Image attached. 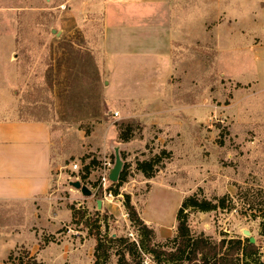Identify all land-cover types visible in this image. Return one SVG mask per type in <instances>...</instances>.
Returning <instances> with one entry per match:
<instances>
[{
  "label": "rangeland",
  "instance_id": "1",
  "mask_svg": "<svg viewBox=\"0 0 264 264\" xmlns=\"http://www.w3.org/2000/svg\"><path fill=\"white\" fill-rule=\"evenodd\" d=\"M120 1L0 0V49L10 52H0V75L11 83L18 117L50 126L52 206L65 214L72 208L79 211L73 220L62 221L57 233H44L47 244L36 248L44 251L37 252L42 258L37 261L93 264L96 234L145 245L150 237L130 221L125 196L154 231L151 244H165L176 235L181 203L197 194L212 202L228 196L227 208L189 213L191 234L214 242L253 238L264 263L261 216L236 197L237 187L251 189L254 196L257 190L264 192V27L260 36L253 34L264 20V0H172L175 23L187 43L178 44L185 49L183 54L177 49L180 68L171 72L162 94L149 81V55H130L125 78L122 71L112 77L105 67L106 15L113 20L118 12L127 14L128 7H116ZM221 19L230 25L216 29ZM127 27H110V47L134 52L135 47L166 46L164 32ZM256 58L262 62L255 63ZM130 112L139 117L127 118ZM121 123L135 130L130 150L118 151L126 180L103 189L98 187L100 161L107 158L114 166L115 153L91 152L86 137L96 127L118 133ZM161 150L170 159L153 178H144L136 163ZM13 252L11 261L8 255L0 264H18L31 255L25 248ZM110 253V264H117L116 251ZM142 257L144 264H152L149 255Z\"/></svg>",
  "mask_w": 264,
  "mask_h": 264
},
{
  "label": "crops",
  "instance_id": "2",
  "mask_svg": "<svg viewBox=\"0 0 264 264\" xmlns=\"http://www.w3.org/2000/svg\"><path fill=\"white\" fill-rule=\"evenodd\" d=\"M172 3V0H121L116 3V7H128L127 14L123 15L118 12L114 15L120 16L117 18L113 15V20H110V15H106L104 59L106 69L113 72L112 77L115 71L118 74L122 71L123 78L127 77L130 70V67H127L130 55L146 54L153 57V64L146 69L149 71V81L159 88L157 89L158 94L165 92L163 88L169 85L168 79L171 72L177 67L180 68L181 61L178 57L180 52H177V49L181 50V54L185 52V49L179 47L178 44L183 46L187 43L183 31L175 23L178 20ZM260 6L264 7L261 3ZM223 17L226 18L225 15ZM228 21L225 23L223 20L218 23L216 29L224 27ZM235 21L234 19V24ZM263 25L264 20L258 25L257 32L253 33L256 37L261 35ZM111 26L116 31L127 27V31L130 29L145 30L149 34L155 31L164 32L167 35L166 46L163 50L161 47L145 51H142L140 47H135L134 52L129 48L115 50L112 46L110 47ZM1 51L4 50L0 49ZM7 54H10L8 50L0 55ZM181 56L185 57V55ZM255 61V63L262 62L258 58ZM160 64L164 66L161 67ZM114 85L117 86V82H114ZM9 86L11 83L8 82L6 75L1 74L0 262L5 261L7 256L18 248L27 249L36 260H39L42 258L37 252L44 251L36 250V248H41L44 233H57L62 221L72 220V214L70 211L65 214L52 206L54 202L50 189L52 187L53 145L50 126L46 121L20 119L16 100L9 92ZM122 94H124L123 89ZM126 94L131 95V93ZM161 115L164 114L159 116ZM126 117L138 118L139 116L130 112V115ZM86 141L89 150L97 154H106L108 151L115 153V150L127 151L132 146L131 142L120 143L118 133L113 131L112 127L94 128L86 137Z\"/></svg>",
  "mask_w": 264,
  "mask_h": 264
},
{
  "label": "trees",
  "instance_id": "3",
  "mask_svg": "<svg viewBox=\"0 0 264 264\" xmlns=\"http://www.w3.org/2000/svg\"><path fill=\"white\" fill-rule=\"evenodd\" d=\"M132 124L121 123L118 125V140L120 143L129 142L134 137ZM171 154L166 150H161L159 155L148 161H138L136 170L146 179H151L163 168V161L169 160ZM126 173L124 169L119 175L117 186L125 182ZM251 189L237 187V199L246 201L250 211L259 213L261 216V236L264 237V192L257 190V195H251ZM117 195V193H116ZM228 196L214 199L215 202L200 199L197 194H193L183 200L177 210L175 220L176 235L167 240L165 244H151L154 238V231L150 229L137 215L133 206L130 205L128 196H125L124 207L128 213L130 221L140 227V231L150 238L144 245L143 241L137 245L128 243L126 238L100 237L96 234L95 246L93 249V264H110V251L115 250L118 255L117 264H144V255L151 257L152 264H264L260 261L259 248L249 242V238L226 240L222 239L214 242L204 235L194 237L187 224L188 214L191 212L208 213L217 209H226ZM229 202L231 200L229 199ZM187 211V212H186ZM72 220L79 211L71 209ZM47 242H43V245ZM41 247V246H40ZM13 253L8 256V261L13 259ZM25 261L19 260L18 264H44L38 262L29 253L25 256Z\"/></svg>",
  "mask_w": 264,
  "mask_h": 264
},
{
  "label": "water",
  "instance_id": "4",
  "mask_svg": "<svg viewBox=\"0 0 264 264\" xmlns=\"http://www.w3.org/2000/svg\"><path fill=\"white\" fill-rule=\"evenodd\" d=\"M121 170H122V163H121V160L119 159L118 150H115V165L113 166V168L111 169L110 174H109V181L111 183H117L118 182V178H119V175L121 173ZM71 184L73 185V187L75 189L81 190V192L83 194H86L87 196L90 195V192L85 187H82L79 182H72ZM101 206H102L101 202L98 201L97 208L99 210L101 209ZM243 233H244V236H246V237L249 236L248 232H243ZM249 242L251 244H254V239L249 238Z\"/></svg>",
  "mask_w": 264,
  "mask_h": 264
},
{
  "label": "built area",
  "instance_id": "5",
  "mask_svg": "<svg viewBox=\"0 0 264 264\" xmlns=\"http://www.w3.org/2000/svg\"><path fill=\"white\" fill-rule=\"evenodd\" d=\"M113 116L117 117L118 114L117 113H113ZM113 168L111 161L107 158H103L100 161V166H99V184L98 187H102L103 189L107 188L108 184L110 183L109 181V174L111 169ZM79 167L77 164L73 165V171H75V173L79 172ZM111 197V195H109Z\"/></svg>",
  "mask_w": 264,
  "mask_h": 264
}]
</instances>
